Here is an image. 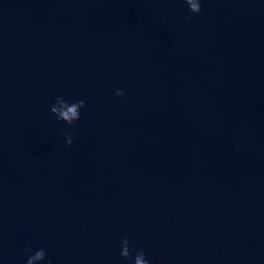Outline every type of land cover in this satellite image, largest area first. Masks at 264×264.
<instances>
[{"label": "water", "instance_id": "1", "mask_svg": "<svg viewBox=\"0 0 264 264\" xmlns=\"http://www.w3.org/2000/svg\"><path fill=\"white\" fill-rule=\"evenodd\" d=\"M200 6L0 0V264H264V0Z\"/></svg>", "mask_w": 264, "mask_h": 264}, {"label": "clouds", "instance_id": "2", "mask_svg": "<svg viewBox=\"0 0 264 264\" xmlns=\"http://www.w3.org/2000/svg\"><path fill=\"white\" fill-rule=\"evenodd\" d=\"M188 5L189 10L192 14L198 15L201 12L200 0H184ZM190 20L191 17H186ZM116 96H123L124 93L121 90H117ZM85 107V102L83 100L75 101L69 104L62 96L56 98V103L51 107V112L57 117L59 121H62L69 126H72L76 121L80 119V110ZM66 143L71 146L73 143V138L68 135L66 136ZM31 249H26V253H31ZM45 250L40 249L35 252L34 255H29L27 259V264H36L37 261H43L45 259ZM121 256L124 259L131 260V253L129 249V241L125 238L122 241V251ZM49 264L51 262L49 261ZM134 264H149V261L145 258L144 251L141 250L136 256Z\"/></svg>", "mask_w": 264, "mask_h": 264}]
</instances>
